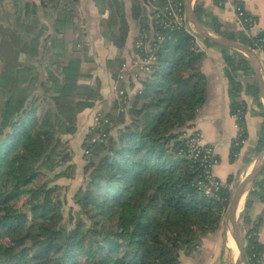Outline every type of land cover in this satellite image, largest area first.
Wrapping results in <instances>:
<instances>
[{
  "label": "trees",
  "instance_id": "16d2710c",
  "mask_svg": "<svg viewBox=\"0 0 264 264\" xmlns=\"http://www.w3.org/2000/svg\"><path fill=\"white\" fill-rule=\"evenodd\" d=\"M6 1L0 0V59L6 69L0 75V96H6L0 103V264H181V255H194L205 237L221 229L233 181L207 189L200 159L185 138L207 101L198 37L162 28V2L133 0L135 53L154 59L138 93L119 88L110 111L100 112L89 129L82 146L84 185L74 196L78 219L67 223L55 189L37 180L67 163L65 137L76 133L81 113L104 101L99 86L83 82L91 76L82 70L86 33L81 28L74 34L80 0H9L11 11L3 9ZM98 1H110L103 35L122 49L129 31L122 6L119 0ZM236 5L243 19L254 20ZM194 9L216 34L264 54V32L250 36L249 24L230 30L199 0ZM153 26L167 38L148 54L136 45ZM202 40L220 48L225 64L230 112L241 129L232 145L234 159L247 139L242 94L261 106L260 89L245 55ZM124 65L119 57L108 62L113 80L120 81ZM255 151H264V122ZM25 196L27 208L15 211L13 202ZM256 203L264 204V171L241 216L245 264H263L264 218L252 216Z\"/></svg>",
  "mask_w": 264,
  "mask_h": 264
},
{
  "label": "crops",
  "instance_id": "0c3cea01",
  "mask_svg": "<svg viewBox=\"0 0 264 264\" xmlns=\"http://www.w3.org/2000/svg\"><path fill=\"white\" fill-rule=\"evenodd\" d=\"M22 1L40 5L39 0ZM196 1L198 0H195V3ZM119 2L122 6L121 11L126 15L129 28L127 41L122 49L117 47L114 40L103 35L106 30L104 20L111 16L110 1L103 3L98 0H80L77 9L78 22L75 30L76 33L81 28L85 31L87 36H85L84 41L90 50V53L85 54L86 61L88 64H92L90 73L86 71L83 65L84 74L91 76V78H84L88 81L83 82L99 86L104 99L103 102H98L93 107L97 113L110 111L112 103L118 96L117 90L119 88L125 89L127 92L132 91V94L129 92L130 96H135L141 89L140 78H142L143 73L139 69L134 48L139 31V24L133 19L135 1L119 0ZM199 2L209 13L216 15L226 28L235 31L243 30L238 23L236 14L238 7L236 3H240L245 12L255 21V25L248 34L256 36L260 32H264V0H199ZM44 22L46 25H50L47 20ZM76 33L74 32V34ZM197 41L200 51L204 52L202 72L207 78V101L198 111L195 121L187 132L198 131L203 137L204 144L214 148L219 159L215 176L222 183L227 182L228 178L231 177L233 181L230 189L233 190V187L251 172L264 152L255 151L260 128L264 122V101L260 95V106L254 98L246 93L242 94V100L247 106L245 116L247 139L242 144L238 155L232 159V145L239 136L240 128L236 118L230 112L228 79L225 75L222 53L220 48L206 45L200 37L197 38ZM117 57L124 60L125 63L119 82L113 80L108 69V62ZM260 59L262 60L261 55ZM136 71L141 74L136 75ZM245 201L246 198L244 205ZM252 216L264 218V204L256 203L252 210ZM259 240L264 244V220L259 231ZM229 246L228 244L227 246L224 245L221 232L209 235L203 239L202 245L197 252L193 253L194 255H181V264H229V261L232 263L235 261L233 254H230L231 260L226 254L227 249H231L233 253V249Z\"/></svg>",
  "mask_w": 264,
  "mask_h": 264
},
{
  "label": "rangeland",
  "instance_id": "374dc122",
  "mask_svg": "<svg viewBox=\"0 0 264 264\" xmlns=\"http://www.w3.org/2000/svg\"><path fill=\"white\" fill-rule=\"evenodd\" d=\"M3 9L7 11H11V5L10 2H8V0L4 2ZM76 36H78V33H76ZM88 52L90 53V50H88ZM79 55L82 57L81 54ZM83 57L82 60H84V68H86V71L90 73L92 64H88V62L86 61L87 60L86 55H83ZM137 59L138 61H140V58L138 56ZM5 70L6 69L4 68L3 60L0 59V75L6 74ZM137 74L140 75L141 73L136 71V75ZM83 81H88V80L83 79ZM129 92L132 94V91ZM5 97H6L5 95L0 96V103L2 102V99L3 101L5 100ZM91 109L92 110H88V109L85 110L83 113H81L78 116L76 133L74 135L65 137V141L67 140V145L63 150V154L65 156H68L67 163L63 164L61 167L56 168L55 172L48 173V176L41 177L40 179L37 180L38 186L48 184L49 188L55 189L54 195L58 196V199L61 201L63 205L64 216L67 223L70 221L72 216L78 219V215H77L78 208L75 205L74 196L76 191L84 185L83 168L85 166V161L83 159L84 152L82 146L85 141L86 135L89 133V129L96 124L99 115V113L94 111V108ZM188 133L189 132L186 133L185 137L187 136ZM73 166H75V171L73 170ZM57 174H61L59 179L55 178ZM237 186L238 185H235L233 187L232 193L237 188ZM28 198H29L28 196H25L22 197L19 201L13 202L12 204L13 209L19 212L24 211L27 208ZM243 206H244V201H243ZM241 212L243 213V208ZM241 216L239 219L240 225L242 223ZM28 218L29 219L31 218L30 215L28 216ZM218 232H221L222 234L224 245L227 246L228 244V246L230 245L229 248L231 247L233 249V253L231 249H227L228 250L226 252L227 256L231 260L230 254L231 255L233 254L234 259H236L238 252L234 245V242L231 239L232 237L228 232L226 217L224 223L221 226V229ZM218 232L216 234H218ZM228 257L226 258L227 261H228ZM229 264H234V262L232 261L231 263V261H229Z\"/></svg>",
  "mask_w": 264,
  "mask_h": 264
},
{
  "label": "built area",
  "instance_id": "2783aa9c",
  "mask_svg": "<svg viewBox=\"0 0 264 264\" xmlns=\"http://www.w3.org/2000/svg\"><path fill=\"white\" fill-rule=\"evenodd\" d=\"M152 1L155 3L162 2L164 4V7L160 9L161 10L160 15L164 17V21L160 22V26L162 28L168 29L170 33L175 31H181L184 29L191 36H194L195 38L198 37V35L193 31L191 25L189 24L186 18L185 0H152ZM236 14L238 17V23L243 29L246 28L245 26L247 24L250 25L251 29L255 25L254 20L243 19L244 12L240 7L236 8ZM166 38L167 37H165L164 35L157 33L155 31V27L153 26L151 28L149 37L139 40V42L136 45V48L144 49L146 53L152 54V52L156 50L157 46L163 43L166 40ZM257 53L262 56V63L264 66V54L260 52ZM153 59L154 58L150 56L146 60L140 59V61H138V65L140 66L139 69L142 73L149 71V68L147 66L153 61ZM240 136H241V129L239 136L236 140H238ZM185 138L188 140L187 144L189 148H191V150L194 153L193 157L195 159H200V165L203 169L204 178L207 181L206 184L207 189L211 188L216 191L219 190L221 183L215 176V169L219 164V159L215 153L214 148L210 146H206L204 144L202 135L196 130H192L191 132H189ZM243 143L244 141L241 142V145Z\"/></svg>",
  "mask_w": 264,
  "mask_h": 264
},
{
  "label": "water",
  "instance_id": "95a60500",
  "mask_svg": "<svg viewBox=\"0 0 264 264\" xmlns=\"http://www.w3.org/2000/svg\"><path fill=\"white\" fill-rule=\"evenodd\" d=\"M195 0H185V13L186 18L191 25L193 31L198 35V37L207 40L217 46L225 47L245 55L251 62L256 80L260 89V95L264 101V66L260 55L252 50L250 47L225 38L221 35L216 34L208 27H206L195 13ZM264 171V152L262 153L259 161L251 170V172L238 184L237 188L234 190L231 196V200L228 206L226 214V223L228 225V232L236 244L238 255L234 261V264H245V244H244V234L242 233L240 225L239 204L246 198L249 191L253 187L256 179ZM244 210V208H243Z\"/></svg>",
  "mask_w": 264,
  "mask_h": 264
},
{
  "label": "bare ground",
  "instance_id": "6f19581e",
  "mask_svg": "<svg viewBox=\"0 0 264 264\" xmlns=\"http://www.w3.org/2000/svg\"><path fill=\"white\" fill-rule=\"evenodd\" d=\"M245 198H243V200L240 202L239 204V211H238V214L240 215L241 214V211H242V208H243V201H244ZM232 241L234 242V240L232 239ZM234 245L236 247V244L234 242ZM237 249V248H236ZM238 252V251H237Z\"/></svg>",
  "mask_w": 264,
  "mask_h": 264
}]
</instances>
